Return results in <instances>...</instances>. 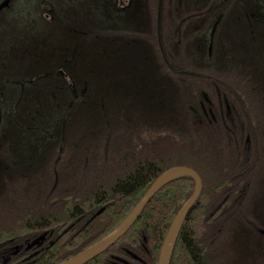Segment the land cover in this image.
Instances as JSON below:
<instances>
[{
    "label": "trees",
    "instance_id": "trees-1",
    "mask_svg": "<svg viewBox=\"0 0 264 264\" xmlns=\"http://www.w3.org/2000/svg\"><path fill=\"white\" fill-rule=\"evenodd\" d=\"M115 42L119 50L112 56L107 52L111 39H100V50L105 52L98 56L99 64L118 66L115 76H110L108 67L97 77L91 71L81 72L88 91L83 102L68 110L65 131L58 135L61 151L52 145L47 158L35 157L31 167L32 161L26 160L18 168L7 164L6 153L0 152L4 162L0 165V259L4 243L56 230L47 249L26 264L63 262L115 229L163 171L182 165L198 172L203 188L178 233L168 264H264V235L259 231L264 228L262 57L255 52L240 54L233 44L214 57L208 70L188 72L176 66L198 61L185 51L176 58L169 38L163 39V52L154 38L137 39L129 52L123 50L124 39ZM210 79L219 81L221 92L231 99L233 114L218 124H209L201 107L202 93L212 88ZM44 81L36 78L38 91ZM239 82H246L245 95L257 96L240 117L234 100ZM17 128L28 134L27 124ZM159 141L170 146L159 157H134L132 165L127 161L140 148ZM114 155L125 159L124 167L107 174L104 167ZM101 176L104 179L99 181ZM58 179H96L91 182L96 185L68 198L58 210L36 209L39 201L56 198ZM194 189L195 182L188 176L169 182L118 242L86 264H100L110 254H119V246L137 250L143 245L149 247L151 264H158L167 231ZM19 199L27 200L30 207L22 217L6 219L7 211L21 210ZM82 216L88 217L83 226L65 232ZM207 228L215 229L214 248L202 242ZM20 259L13 257L8 264Z\"/></svg>",
    "mask_w": 264,
    "mask_h": 264
},
{
    "label": "flooded vegetation",
    "instance_id": "flooded-vegetation-1",
    "mask_svg": "<svg viewBox=\"0 0 264 264\" xmlns=\"http://www.w3.org/2000/svg\"><path fill=\"white\" fill-rule=\"evenodd\" d=\"M104 37L111 39L107 52L112 56L119 50L115 40L124 39L123 50L129 52L137 39L154 38L163 52V39L169 38L176 58L185 51L198 61L176 66L188 72L208 70L214 57L233 44L238 53L255 52L264 60V0H9L0 10V152L6 153L7 164L18 168L28 160L31 167L35 157H48L50 146L58 145L61 151L58 135L65 131L68 110L83 102L88 91L81 72L97 77L108 67L115 76L117 65L98 63L105 52L99 46ZM41 77L47 81L38 91L36 78ZM208 83L212 88L202 93V112L209 124H218L233 114L231 99L221 92L219 81ZM243 83L234 99L238 117L257 97L245 95ZM24 124L28 134L17 128ZM82 219L65 232L79 228ZM259 231L264 235V228ZM148 248L119 246V254H110L100 264H151ZM22 249L24 256L27 250ZM39 250L29 251L32 255Z\"/></svg>",
    "mask_w": 264,
    "mask_h": 264
},
{
    "label": "water",
    "instance_id": "water-1",
    "mask_svg": "<svg viewBox=\"0 0 264 264\" xmlns=\"http://www.w3.org/2000/svg\"><path fill=\"white\" fill-rule=\"evenodd\" d=\"M9 0H6L3 4L0 5V10L8 5ZM206 95V94H204ZM188 176L192 178L195 182V189L190 198L185 202L180 211L176 214L173 219L167 234L164 238L162 248L159 255L158 264H168L169 257L171 254L172 247L178 236V233L188 216L189 212L197 202L203 188L202 178L196 170L188 166H173L165 171H163L149 186L146 192L142 195L141 199L137 205L132 209L128 216L111 232L107 235L88 246L84 250L78 252L77 254L71 256L70 258L64 260L59 264H86L89 261L93 260L100 254L104 253L111 246L120 240L128 230L134 225V223L139 218L140 214L154 197V195L160 191L165 185H167L172 180L181 177ZM101 211L97 214L99 215ZM47 238V232H44L42 235L36 237L34 240L28 243L26 249H30L34 246H40ZM20 246H17V250Z\"/></svg>",
    "mask_w": 264,
    "mask_h": 264
},
{
    "label": "rangeland",
    "instance_id": "rangeland-1",
    "mask_svg": "<svg viewBox=\"0 0 264 264\" xmlns=\"http://www.w3.org/2000/svg\"><path fill=\"white\" fill-rule=\"evenodd\" d=\"M147 146L143 147L142 150L139 147L140 148L139 153L138 154L134 153L133 158H131V160L129 159L127 160L130 163V165H132L136 161V158L134 157L143 158V159L147 157H159L161 154L166 152L168 148H170L168 143H166L165 141H159L157 143H150ZM107 162H109V165L108 167L106 166V168L104 167L105 169L104 172H106L107 174L108 173L115 174V173L120 172L119 170L121 169V167H124L125 159L121 157V155H114ZM104 164H105V159H104ZM103 176H106V175H103ZM103 176L99 177L98 180L99 181L103 180L104 179ZM93 180H96V179H91L89 180V182L86 179L83 181L81 179H76L75 181L72 179L71 180L63 179V181L58 179L59 181L58 189H56L55 191L56 198L54 200H46L45 202L39 201L37 205L35 204L37 206L36 209L40 207V208H43L45 211H50V210H53L54 208H55L54 210H58L62 206V204L66 202L68 198H72V197L74 198L77 193H78L77 195H80V194L82 195L84 193H87L88 189L92 185L93 186L96 185V184L91 183L93 182ZM25 201L24 199L23 200L19 199V202L23 205L21 206V210L17 209L14 211L12 210L7 211L5 213L7 214L6 219H16V218L22 217L23 213H25L30 207L29 204H27L28 203L27 200ZM86 220H88V217L82 219L80 226H82ZM44 232H47V236H50L49 242L42 243L40 246H34L38 249L40 248V250L36 254L32 253L31 255L30 253L32 251H29V250H31L33 247L30 249H26L28 243L34 240L36 237L42 235ZM56 234H57L56 230L54 231L46 230V231L36 234L35 236L24 238L21 241H12L11 243H8V242L4 243L3 246L5 248L4 249L5 251H4V255L2 256V259H0V264H8L12 261L13 257H20V256H21V259L14 264L28 263L35 256L41 255L47 249L49 244L56 238ZM216 241H217V238H216L215 229L207 228L204 236L202 237L203 244L207 245L208 247H211V246L213 247V246H217ZM17 246H20L18 250H17ZM20 249H22L21 251L26 249L27 253H25L24 256L20 255Z\"/></svg>",
    "mask_w": 264,
    "mask_h": 264
}]
</instances>
